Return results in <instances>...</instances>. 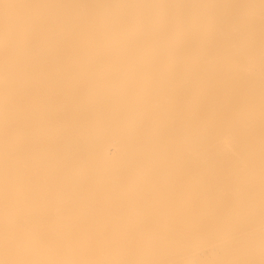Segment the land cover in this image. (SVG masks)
<instances>
[{"label":"bare ground","instance_id":"bare-ground-1","mask_svg":"<svg viewBox=\"0 0 264 264\" xmlns=\"http://www.w3.org/2000/svg\"><path fill=\"white\" fill-rule=\"evenodd\" d=\"M0 264H264V0H0Z\"/></svg>","mask_w":264,"mask_h":264}]
</instances>
